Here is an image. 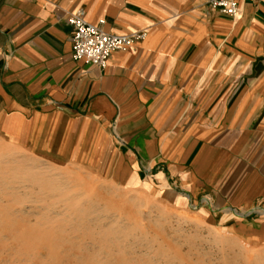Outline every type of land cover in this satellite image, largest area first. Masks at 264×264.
Here are the masks:
<instances>
[{
	"label": "crops",
	"instance_id": "0c3cea01",
	"mask_svg": "<svg viewBox=\"0 0 264 264\" xmlns=\"http://www.w3.org/2000/svg\"><path fill=\"white\" fill-rule=\"evenodd\" d=\"M143 37L72 58L70 12ZM0 141L264 250V0H0Z\"/></svg>",
	"mask_w": 264,
	"mask_h": 264
},
{
	"label": "rangeland",
	"instance_id": "374dc122",
	"mask_svg": "<svg viewBox=\"0 0 264 264\" xmlns=\"http://www.w3.org/2000/svg\"><path fill=\"white\" fill-rule=\"evenodd\" d=\"M0 264H264V250L0 141Z\"/></svg>",
	"mask_w": 264,
	"mask_h": 264
},
{
	"label": "built area",
	"instance_id": "2783aa9c",
	"mask_svg": "<svg viewBox=\"0 0 264 264\" xmlns=\"http://www.w3.org/2000/svg\"><path fill=\"white\" fill-rule=\"evenodd\" d=\"M259 0H206V3L224 15L234 16L238 2ZM67 23L72 27V58L104 67L111 52L124 50L134 41L143 37L142 31L127 34H113L101 27V22L92 24L83 17V10L72 11L67 16Z\"/></svg>",
	"mask_w": 264,
	"mask_h": 264
}]
</instances>
